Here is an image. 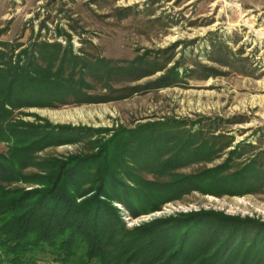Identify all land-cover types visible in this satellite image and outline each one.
Returning a JSON list of instances; mask_svg holds the SVG:
<instances>
[{"label": "rangeland", "instance_id": "rangeland-1", "mask_svg": "<svg viewBox=\"0 0 264 264\" xmlns=\"http://www.w3.org/2000/svg\"><path fill=\"white\" fill-rule=\"evenodd\" d=\"M47 42L60 44L50 66ZM24 48L53 76L77 82L43 87L49 103L12 111L8 123L61 142L28 153L22 140L0 136V153L26 164L6 189L43 188L57 162L94 154L90 177L113 168L141 190L121 188L133 214L115 185L103 188L124 229L202 211L247 218L234 245L246 239L240 259L264 264V0H0V50L16 61ZM99 186L82 184L90 192L77 200Z\"/></svg>", "mask_w": 264, "mask_h": 264}, {"label": "trees", "instance_id": "trees-1", "mask_svg": "<svg viewBox=\"0 0 264 264\" xmlns=\"http://www.w3.org/2000/svg\"><path fill=\"white\" fill-rule=\"evenodd\" d=\"M56 45L60 46L49 42L42 45L45 53L48 52L51 57L47 66L60 58L59 50L51 48ZM41 52L44 55L42 47ZM30 53V49L24 48L21 57L14 61L0 50V136L7 140H22L27 144L26 151L37 149L43 142L45 144L42 145L60 144L61 140L54 137L55 132L54 135H43L27 130L29 125H33L30 123H8L12 111L49 103L41 95L43 87L53 85L54 89L61 90L69 86V82H77L74 76H53V72L46 70L47 66L38 64L35 55L31 59ZM75 56L76 60L81 58ZM23 57L30 60L27 62ZM65 60L66 55H63L60 59L62 65ZM83 68H87V64H83ZM83 83L82 80L80 84ZM94 98L88 94L84 100L93 102ZM17 156L13 152L11 157L0 153V264H45L42 262L47 259L56 264H237L240 260L238 264H248L253 258L247 253L240 259L244 250L242 244L248 243L246 239L242 238L244 242L240 241L238 246L233 241L241 230L247 228L244 225L249 221L247 218L202 211L156 220L134 230L124 229L117 207L102 198L103 195L107 196L103 188L108 182L115 185L118 188L116 198L129 208L127 201L122 199L123 186L129 195L133 192L138 194L141 190L126 182L124 185L118 173L113 168L109 169L108 164L103 175L90 177L87 171L90 170L94 154L57 162L53 166L54 171L45 175L43 188L23 192L8 190L2 183L14 180L19 168L26 166L17 160L20 159ZM11 158L19 161V164L13 165L9 161ZM206 175L220 178L216 172L206 171L202 174ZM238 176L235 173L225 180L232 182ZM195 178L187 177L192 182ZM187 179L181 178L177 182ZM88 182H100V191L89 199L78 201L76 197L85 191L84 195L90 192L88 189L81 190L82 184ZM195 184L202 192H215L206 184ZM154 186L152 184L150 187L153 195L158 193ZM161 197H157L158 202ZM131 211L133 214L139 213L133 208ZM213 221L219 222L213 226Z\"/></svg>", "mask_w": 264, "mask_h": 264}]
</instances>
